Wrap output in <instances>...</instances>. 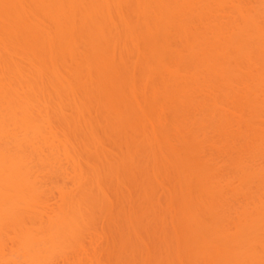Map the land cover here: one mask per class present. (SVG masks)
<instances>
[{
	"label": "rangeland",
	"instance_id": "rangeland-1",
	"mask_svg": "<svg viewBox=\"0 0 264 264\" xmlns=\"http://www.w3.org/2000/svg\"><path fill=\"white\" fill-rule=\"evenodd\" d=\"M14 1L16 2V0ZM48 1H51V0H48ZM59 1L60 0H57V2ZM73 1L74 0H71L70 3H72ZM80 1L86 2V0H79L78 3ZM106 1L98 0L96 1V5L94 4V0L89 1V2H93L94 7H100V8L103 7V9L98 8L97 10H95L97 14L93 12L94 10L93 11L91 10V14L88 13L89 9L93 6L89 4L88 6H85L86 4H83V2L82 4L83 6H85V8L83 7V10L85 13L84 12L77 13L76 12L77 10L72 11L73 9L71 8L73 5L71 4H69V6L71 5L70 9H68L69 8L68 6V8L62 10L63 12H61L60 14L59 12L61 11V9H59L60 10L59 11L56 8L57 11L59 12H56V9H55V14H54V11L52 13V12H49L48 9L47 10L45 9L50 14L51 13L53 14L52 15L53 19L51 18L52 21L48 18L49 15L45 17L44 15H42L43 13H38V17H37L38 19L35 17L33 18V16H35L36 14L35 15L33 14L31 16L30 15L31 12L28 15L22 14L23 15L22 17L24 18L26 16H31L34 20L36 19L38 20V22L36 20L37 23H32L34 25L30 23L31 20L34 22V20L31 19L30 17H26L28 19L29 18L31 19V20L29 19V23L27 19L21 21L24 23V21L27 20L28 25L31 24L29 26L27 25L28 27H26L25 29L26 31L23 29V27H25L24 25L27 24L26 22L24 25L20 23L23 27H21L20 25V29L17 28L19 30L17 31V29L14 30L15 26L13 30L11 29L12 27L10 26H13L14 22L13 21L9 22V19H8V18L12 19L13 18L12 16L14 17L16 16V18H18V16L21 17L20 15H18V13L21 12L19 8L21 7L20 4L22 3H20L19 6L17 3L16 4L12 3L13 5L15 6L17 5L19 7L18 8L17 6L16 7L14 6L15 9L11 7L12 4H10V2L7 4L8 6L5 3H3V5L1 3L0 5V8L2 7L0 9V25L2 26L3 24L4 26L5 24V27H3L5 29H3L0 26V42H2L0 43L2 47L0 49L2 50L4 49L5 51L4 50L3 51L7 52L5 53V55L2 54L3 57L5 56L4 60L6 61L7 59L6 56L7 55L9 56L11 54L8 62L12 61V62H9L11 64L10 66L8 63V68H9V69L7 68L9 70V75L7 76L8 78L14 77L15 74L17 73L19 74L20 71L23 70V75L21 74L20 76H23L25 78V79L23 78L25 81H27L26 79L28 78L27 82L31 83V86H34L37 80L39 79L41 80L39 76L44 75L42 74V71L43 73L46 72L45 73L46 76L48 75L47 72L49 73L50 71H52V73L51 72L50 73L53 74L54 71L51 70V68L55 69L56 65H58V68H59L58 70L60 71L61 69L59 67V63L61 61L59 62V60H61V58L63 59V57L59 56V59H58V55L61 53L63 54L65 50L67 51L68 49L72 48L71 49L72 51L69 50L68 55L65 52L66 59L64 57L65 61L63 60L60 65L62 66L63 69L61 70V73L59 72V74H60V77H62L61 79H63L65 76L67 78L69 77L68 79H70V80H65L66 79L65 77L64 79L65 81L63 82H66V83L64 84L62 82V86L65 85L72 89V87L76 85L75 87L77 89L76 90L77 92L75 91V88H73L74 89L73 91H74V94L75 93L77 94L74 96L73 94H71L72 96L71 97L70 95L68 96V93H70L68 92L65 94V96L67 95L66 96L67 99H65V97L63 96L64 95L63 93V95L62 94L60 95L64 97V99H61L62 97L60 98V96L58 95V92L55 91L53 88L52 91L54 90L56 93V97L58 96L56 98L55 94L53 93V96H54L53 98L51 91H49L51 89L48 90L49 92L47 91V88L50 85L52 86L53 82L49 84L50 82L46 81V79L44 80V82L46 81L45 82L46 85L43 86L46 89L41 87L42 85L40 86L42 89L41 90L38 89V91H41L42 94L44 93L45 90L47 91L45 95L46 98H48L49 100L47 101V104L53 103L54 105L56 103L55 105H57L58 103L59 105L60 103V105L62 104L64 105L63 107L67 108V109L64 108L65 110H63L62 109L63 107L60 106L63 111L61 112L62 117H64L63 115L65 114L67 115L68 113L67 115L68 117L66 118L64 117L65 120L61 117V115H59L60 112H58L59 114L57 113L58 116H60V119L62 118V120L64 121L58 118L59 120H56V122L62 121V123L59 122L58 125L56 126L60 127L59 125L60 123L62 124V126H63V123H65L64 126H67L68 124L67 126L68 128L65 127L66 128L65 130L63 126L62 127L63 131L60 133L66 134L67 129L69 128L70 129L68 131L70 135L71 133L75 134V131H77L76 133H78L79 132L78 130L82 131L83 133L80 135L79 134L80 132H79L78 133L79 137L76 134L78 139L74 134H73L74 135L73 138H72L73 135H71V138H70L69 137L70 135L68 134H66L65 136L62 135L63 138L59 136L60 137L59 139L60 140L62 139L63 141L65 140L66 143L68 139V144L70 143L69 144L70 147L66 150L67 153H65L66 151L62 149L60 153L62 156H60V154L59 155L57 154L58 156L61 157L62 160L59 159V161L60 160L61 161L60 162L57 161L56 163L57 165H59L60 163H62L63 165L65 163L67 166L65 164H64L65 166L64 165L62 166L60 164V167L61 166L62 167L58 168L59 166L56 167L57 166L56 165L55 166L56 169H55V167H53V164L55 165L56 163L54 162L52 166L50 164V167L51 169L54 168L55 170H57V172H54V175L55 173L57 174L64 173L66 176L63 174V176L59 175L57 177L55 175L54 177L52 173L54 170L52 169V172H51L53 175V178H52L51 173L49 174L47 173V170L49 168L44 170L46 166V162L45 163L43 162L45 166L44 165L41 166L43 163L39 166L40 158L37 155H35L36 153L34 152H33L34 155L32 154L29 155L32 152H29V153L27 151L24 152L29 155L27 156L24 154L26 157L25 156L22 157L23 154L22 156L20 155L22 158H24V160L21 158L23 161L22 162L23 166L25 165L28 168H30L29 170L32 172V176L34 177V179L36 176L40 178L38 182L40 181L42 182V180L43 182H45L43 183V187H44L43 190H47V193L50 190H51L50 192H53V193L49 192V194H44L45 193L44 191L42 195L44 196L49 195V196H45L44 198V202H46L45 205L42 203L43 202L42 200L41 208H42V205L44 207L46 206L44 209L47 208L48 210L50 208L48 210L49 214H51L54 210L52 215L58 214L60 217L62 216L60 218V220L62 219V222L67 221V223L70 224V226L68 225L69 227L67 226V230H68L67 235H64L65 239L67 238L66 241H69L67 243H69L68 245L70 246L68 248L66 246L67 245L66 243L65 246L67 248L63 247L67 249V250L64 249V252L65 251L67 252L68 250H70V252L68 253L69 256L66 255L67 254L66 252H65V255L63 253V256L64 257L66 256V259H65L64 257H62V255H60L61 253L59 254V251H57L58 256L56 255V253L55 255L53 253L54 260H52L51 262L49 261L50 263L47 261L48 262L47 264H55V262H57L56 264H69V263L70 264H264V90H263L264 89L263 87L264 86V53L261 50H259L260 48H262L264 43L262 45H259L258 41H260V38H257V35H256L257 33L256 31H259L257 29L261 28V27L259 28L260 25L261 26L263 25V30H264V20L260 23V19H261L260 17L263 16L261 15V13L264 11V0H249V1L248 0H216V1L215 0H200L201 2L199 0H194L195 5L197 4L196 6L194 5V3L187 6V4L189 3L184 2V0H182L180 4L177 3L178 0H175V1L172 0L173 3H175L176 5L174 7L172 3L173 5V6L171 5L172 8L173 7L177 8L176 9L177 11L173 9L175 15L172 13V11H170L173 16H176L179 13L181 14L182 11L184 15L181 14L180 18L182 17L184 18L188 14H190L189 15L190 18L188 17V18L180 19L177 17L176 18L173 17L172 18L173 20L170 19L172 16L168 18L169 14H171L170 12H167V11L165 12L167 13L168 16L167 15L163 16L162 14L164 13L163 10L167 9L166 4L168 5V7H170V3L168 4L170 0H168L167 2L165 0V5L163 3L164 0H162L163 2L162 1L159 2V0H156V1L139 0L138 3H137V0H134V1L132 0L133 2L132 1L130 2H132L131 4L132 6H135L133 7L134 9L128 8L129 6L126 5L130 3V2L128 3L126 2L128 0H121V2L119 1L120 4L116 0L115 6L112 5V3L114 4L115 1L110 0L112 1L110 3H108L109 1L108 2ZM186 1H189V0H186ZM17 2L18 3L23 2V0H20ZM26 2H28V0ZM30 2L33 4V6H34V3H38L40 6H42V4L40 3L41 0L40 1L31 0ZM81 2H80V5H82ZM189 2L192 3L193 0ZM25 3L23 4L24 6L30 5V3H27V4ZM106 3L108 4L107 6H105ZM121 3L123 4V6ZM160 3L163 4V5L161 4L163 6L162 11H161V8L159 10L161 11L160 13L162 14L160 16L162 20L159 17L160 14H159V11H157L158 8L156 9L157 7L156 5L159 6ZM38 4H35V5L39 6ZM177 4H179V7H177ZM109 5H112V6H109ZM201 5L202 6L204 5V6L202 7ZM257 5H259L258 7L263 5V7L261 6V9H260L262 10L263 8V10L260 11L259 8L256 7ZM139 6L140 7L142 6L143 8L142 7L140 8ZM164 6H166V8H164ZM189 6L191 8L194 7L193 10L191 9L192 10L191 12L189 11L190 10ZM136 7H137V10H136ZM184 7H187L186 9L187 11H185ZM237 7L239 8L242 7V9L241 10L239 9V10L241 12L243 11L242 12L243 15L238 10ZM16 8L19 10V12L17 11ZM86 8H89V9L85 10ZM124 8H126L125 11L127 9H130L131 12L128 13L129 11L128 10L126 11V13L130 15L132 14V16L134 17L132 16L130 17V15H127V14L125 15V12L123 13L120 12V10L123 11L122 9ZM170 8L168 9L171 10ZM256 8H258L257 9L258 11L256 10ZM29 9L32 10V6H30ZM112 9H114L115 11ZM195 9L198 11L195 12L196 11ZM243 9L247 11L245 12ZM35 10L37 9H35V6H34L32 13H34ZM52 10L53 9H51V11ZM39 11H43V10L41 9ZM86 11L88 12L86 13ZM111 11L116 13L119 19L116 17L115 14H112V13L109 14ZM26 12H27V9L26 11H24V13ZM48 12L46 14H48ZM72 12L73 13L76 12L74 14L75 16L71 14ZM153 12L154 13L158 12V16H157V13L155 14V16L158 17L160 21H163L167 16V18L171 20V22L168 23L170 27L167 26L168 24L166 25L167 22H164V23L158 22L159 21L158 19H157L158 21L154 19L156 17L152 15ZM238 12L243 17L246 14V17L244 18L241 17L238 14ZM192 13L194 15H192ZM256 13H259V14L256 15ZM40 14L42 16L41 18H39ZM86 14L87 16L89 14V16L87 17ZM93 14L94 16H92ZM100 14L104 15L105 17L100 16ZM65 15L70 20L72 18V20L70 23L67 21L66 25L64 24L61 26L62 20L63 22H66V20L68 19L66 18ZM68 15L70 16L72 15V17H69ZM108 15L109 17H107ZM238 15L240 16L239 17L240 19L242 18L241 20L239 19V21L237 20ZM247 15L251 18V20L253 19V21L254 19H256L260 25H258L257 24L258 22L256 21L251 22L250 20L249 22H247L249 20V18H247L248 17ZM53 16H56V17H53ZM57 16L63 19L61 20ZM129 17L131 20L128 19ZM16 18H13V19L16 21L18 20ZM57 18H59V20ZM93 19H95L94 22H93ZM108 19L110 21H108ZM124 19L127 21H125ZM177 19L179 20L177 21ZM187 19H190L191 22L187 21ZM245 19L247 20L245 21ZM99 20L105 22V23L101 22V23H104L102 24L103 26L101 25V23L99 24L100 22ZM145 20L148 22H146ZM170 20H168V22ZM193 20L194 22H192ZM97 21L99 22L97 23ZM243 21H245L244 24L246 22L250 24L251 22L252 25H247L246 23V25H244L246 26L245 28L242 25ZM156 22L160 24L163 23L166 26L161 24V27L164 26L166 27V29L167 27L170 29H167L168 30L167 31L166 29H164V27H162L164 31L160 30L161 27L158 26L157 28L155 25ZM182 22L183 24H181ZM68 23H69L70 29L75 26V29L78 27L77 29L80 30L83 27L84 29L88 28L86 32L87 31L90 32V30L92 32V27H94L93 29L94 31L92 33L90 32L91 34L89 33V34L82 35L85 32V30L83 31L82 34L80 33L81 31L77 32L78 31L77 30L75 31V37H74V34L73 35L68 34L67 38L69 39H67L65 36L66 40L65 38L64 39L62 38V40L59 39V42H57L58 41L57 39L56 40L57 43H55V46L48 45L47 40L50 39L52 35H53L52 36V39H53L54 37L56 38L54 34H56L58 37V33H59L60 34L59 36L61 37V36H64V34H66V33L63 34L64 30L65 32H67L66 31L67 29L69 31ZM92 23H95L96 25ZM7 24H11V25L7 26ZM58 24H60L61 27L58 26ZM188 24L190 25V27L188 26ZM238 25L242 27L240 28L238 27ZM64 26L65 27L67 26L66 27L67 29L63 28ZM96 26H97V30H95ZM186 26L188 29L186 28ZM247 26L249 27L252 26V29L251 27L248 28ZM255 26L256 28L258 27L257 29L255 28L254 30L256 33L252 31ZM59 27H60V30H59ZM61 28H63V30ZM243 28L246 29L248 32H251V33L253 32V34L250 35L249 33H246L247 32L246 30L242 31L244 30ZM157 29H159V31L164 34V38L162 37L163 34L161 33L159 35L156 34L158 33ZM10 30L13 31L15 34L13 32H10ZM239 30L241 31V33H238L240 32ZM28 31L30 32V34H28L29 33ZM171 31L173 33L176 32L177 36L175 35V33L173 34ZM178 31H180L181 34L180 32L178 33ZM184 31L188 33L186 34V32ZM5 32H7V34L10 32L8 35H11L12 37L14 35L15 39L17 35L16 33H18L17 40H14L10 36L13 39L11 40V38ZM148 32L150 35H148ZM190 32L192 33L190 34ZM244 32L246 35L244 34ZM261 32L262 30L257 33L259 37H260L259 33ZM76 33L79 35H77ZM145 33H147V35H145ZM171 34H172V37H171ZM237 34H240L239 37L242 36L241 34L245 35L240 38V40L242 41H240L238 37V40H239L238 42H244L242 38L243 37L245 38L247 34L249 35L247 36L249 38L247 39L246 37L245 40H248L249 42L250 40L252 41L255 38H257L258 40L256 41L255 39V41H253V43L251 44L248 41L244 42L246 44L245 46L247 45L249 46L245 48L248 50L245 51L243 50L244 49L243 48L242 49L243 57H242V54L240 53L241 58L240 59L237 58L243 63L242 64L240 62V64L244 68L237 63L239 61L233 63L235 60L234 56L236 55L233 54L234 56L233 55L232 56L234 57V60H230L231 58H233L230 55L231 53H234V52H230L229 53L230 55L228 54V49H230L231 47L229 51H232V47H235L237 44L235 43L237 41L236 39V37L238 36ZM156 35H158L159 37L161 35L162 38L161 37L159 38ZM168 37L171 39L169 40ZM224 38L226 39V41ZM231 38L232 39L235 38L236 41L235 40H234L235 42L232 41ZM60 40L61 41L64 40L65 42L64 41L61 42ZM262 40L263 39L261 38L260 44L264 42ZM255 42H257L258 45ZM63 44L64 45L66 44L65 48L62 47V49H65V50H62L59 47V45L63 46ZM67 44L69 45L67 46ZM239 45L240 44H238L237 46ZM241 45H244V44L241 43ZM189 46L191 47L190 50L193 51L195 49L194 50L195 54L188 49L190 48ZM67 47L69 48L67 49ZM167 47L169 48L172 47L174 51L171 50L172 48L168 49ZM59 48L60 50H58ZM80 48L82 49V51ZM30 49L31 51H29ZM54 49L57 52H55ZM76 50H78L79 52L81 51V54L84 55L82 56L83 57L82 58L80 57L81 54L80 55L75 54L76 57L79 56L82 59V60L79 58H78L79 60L77 59L79 63L77 61H75L77 62L75 63L74 60H76V58L73 55H70V53L72 54L73 52H76ZM167 50L171 51V53L178 51L180 54L177 52V55L179 54L178 56L180 57L178 58L177 56L173 55L176 53H173L172 56H170L171 53L169 51L167 53ZM237 50L235 52H237ZM263 51H264V46H263ZM26 52L28 53L31 52L32 54L30 53V55L29 54L27 55ZM155 54L156 56L157 55L158 56L156 57ZM181 54H184V55H181ZM190 54L192 57H190ZM86 55H88V57H85ZM108 55L110 58H112V62L110 61L111 63H108L110 60L108 59L109 58ZM149 55L151 56L149 57ZM167 55H169L170 57H174V58H171L172 60L173 59L174 60L173 61L169 60L170 58ZM186 55H188L189 57H186ZM27 56H30V57H28L27 59ZM68 56L74 57V60H70L73 58H69ZM122 56L125 57L127 62L128 60H130L128 64L125 63L126 61ZM162 56L164 58L168 57L169 59H165L166 60L165 61ZM225 56H227L226 60H225ZM45 57L46 59H44ZM53 57L54 58L56 57V58L52 59ZM196 57L199 58V61L197 60ZM217 57L219 58L223 57L224 58L223 60H225V63H228L227 61H229L230 63L228 65L226 64L228 67L225 66V63L223 64L224 61L219 62L222 59L220 58L221 60H219V58ZM84 58L85 60L89 59V61L87 60V63H85L86 61L84 62ZM93 58H94V61H93ZM104 58H106L108 61H106V59ZM113 58H115V60ZM120 58H122L123 60ZM147 58L148 59L152 58L151 61H154L155 63H153L152 65V62H149L148 60V63H151V64H148L147 61H145L147 60ZM159 58L162 59L163 62H166V64H168L167 67L169 66V63H168L169 61H172L174 63L175 59L177 58H178L177 60L178 62L176 61V65L177 63L181 64L180 62H183L184 64L186 61L189 60L188 61L189 65L186 62L185 63L186 66L185 64L183 66L181 64V66L177 65V68H175L173 67V65L176 66L175 63L173 64L171 62L169 67L174 68L172 71L175 70V72H173L175 73V75H176L177 70L179 71L178 68L182 67L181 69H184V68L186 69V67H188L187 71L185 70L186 74L183 70L180 69L181 73L184 72L186 77L195 75L192 78L195 81L197 80L196 81L197 83L200 81L201 83L200 82L199 83L201 86L203 84L202 86L203 88L202 90L198 89L197 87L200 86L199 83L197 84L195 81L191 80L193 82L192 84L189 81L190 78L189 79L184 78L185 80L183 79V81L184 82L186 81L187 83L188 82L191 83L190 84L191 86L189 85V83L188 84L186 83V86L188 88L190 86L193 89L195 87H196L195 89H198L196 90V92L198 91L197 94H199L200 95L199 97H201L199 98V101L197 100L198 99L197 97L196 100L193 99L194 101L193 103L190 96L187 95L188 98L187 96H185L188 93H184V90L186 91L187 89V91L189 92V91H192L193 89L191 90L189 88L188 90V88L185 86L184 88L186 89L183 90V85L179 84L180 83L179 81H182V80L179 79L178 81L177 78L179 76L180 78L181 76L183 77L184 74L178 75L177 78L176 76L174 77L173 74L170 76L168 74H170L169 71L171 70L168 67L169 71L165 70V72H169L167 73L168 75L167 76L166 73L164 74V72H162L164 71V69L161 67L163 63L162 61H159ZM183 58L185 59V62L184 60L182 61L180 60ZM242 58H243V61L241 60ZM48 59H51V60H48ZM56 59H58L57 60L58 63L55 64ZM95 59L97 61H95ZM190 59L192 60V62H190L191 61ZM80 60L82 61V63H80L81 62ZM119 60H120V63L122 61L121 64L119 63ZM216 60H218L219 63ZM50 61H53V63L52 62L50 63ZM99 61H100V64H98V67H97V63ZM105 61L107 63H105ZM157 61L159 63H156ZM201 61H203L202 62L203 64H206L205 61L207 62L209 61L208 64L210 65L212 63V66H213V63L215 64V61H216V64L217 65L219 64L218 66L222 67L223 65L227 67L228 70L225 69L224 67L223 68L225 69V71L223 68L218 69V67H216V69H218V72H216L217 74L215 75L212 69H215L214 66H216V64L213 66V68H211L212 67L211 65H210L211 67L208 64L207 65L209 67L207 65H202ZM160 62L162 63L161 66L159 65ZM193 62L194 63L196 62L195 65ZM5 63H7V61ZM46 63H48L46 65L47 68L46 66H44ZM74 63L75 65L77 64L79 65L81 64V65L80 67L79 65L75 66L73 65ZM50 64L53 66H50ZM191 64L194 66L192 67ZM234 64H237V65H234ZM4 65H3V68H4ZM123 65H125L126 68L123 67ZM156 65H158L162 69L158 68V66L156 67ZM230 65H232V67H230ZM189 66L192 68V70L198 71L197 74H195L196 71L195 73H193L194 71L190 70ZM202 66H205V68L204 67L202 68ZM206 66L207 68L211 69V72H213L214 74L213 76L211 75L212 73L209 74L210 70H207V74L205 72H202V71H205L202 69H206ZM237 66L239 67L241 66V67L239 68ZM77 67L78 69H80L81 72L77 70ZM121 67L125 69L123 70V68ZM139 67L140 68L142 67V68L140 69ZM144 67H146L147 70H145L146 68ZM152 67H153V70H152ZM148 68L149 69L151 68V69L149 70ZM229 68H231V73H232V70H234L233 73H238L240 75L235 76L237 74H234L233 76V74H229V76L228 75L225 76L227 72L230 73ZM38 69H42L40 75L38 76L39 78L37 77V75L39 74L40 71L37 72L38 74L36 73ZM121 69L123 70V72H126L127 74L129 72L130 74L128 75L133 74L134 71L138 74H135V76L126 75L128 76V81H126L127 78L126 79L123 78L122 80L121 79L122 76H120L121 78L118 76L120 75V72L122 71ZM142 69L145 74L146 72H149V73L145 75ZM154 69L156 71H154ZM188 69L190 70V72L187 74ZM242 70L244 72H242ZM150 71H153L155 73L150 72ZM157 71H161L162 73L160 72L159 74V72ZM222 72L223 74L225 73V75L222 74L223 76L220 75L221 76L220 77L219 74H221ZM75 73L77 76L75 75ZM139 73H141V75H139ZM181 73L179 72V74ZM201 73H204L206 75L201 74ZM3 74L6 75V72ZM69 74H71V76ZM116 75L119 77V80H121L120 82L118 81L119 83L117 82L118 78ZM199 75H201L205 79H203ZM52 76L53 75H51V77ZM115 76H116V81L113 80V77L115 79ZM198 76L200 77V79ZM15 77L16 79H18L16 82L18 81L22 82L19 80L18 75H16ZM70 77L71 78L74 77L75 79L72 80ZM123 77H125V74ZM36 78L38 79L36 80ZM12 79L15 80V78H12ZM202 79H203V83H202ZM5 80L6 78L4 79V81ZM14 80L12 82V80L7 79L6 81L7 82L9 81V83L7 82L6 83L9 85L12 82L13 84ZM24 80L20 84H23ZM164 80L165 81L167 80V82H165ZM69 81H71L72 83H70ZM122 81L123 82L126 81V82L122 84L123 83ZM174 81H175V84H174ZM27 82H25L26 85H27ZM44 82H42V84H44ZM194 82L196 86L194 85ZM73 83L74 85H72ZM120 83L123 85V86L121 85L122 88H120L119 86ZM176 83H178L179 85H177ZM39 84H41V82ZM115 84L116 85L118 84L119 88L118 87L116 88ZM37 85L38 84H36V86ZM176 86H179V87H176ZM180 86L182 88H180ZM38 87L39 86H37V88ZM98 87L100 88V90ZM178 88L182 89L181 91L183 92H180V90L178 92ZM251 89H254V90H251ZM175 90L176 92H174ZM194 90H193V94L195 93ZM121 91L123 93L120 94ZM189 93L192 94V92H189ZM42 94H41V97H42ZM176 94H178V96L181 94V97L183 94H185L183 95V97H185V99L187 100H184V98L182 97L184 101L183 102L182 98L178 97ZM197 94L194 95V98L195 96H197ZM102 95L103 96L105 95L104 98H102ZM58 98H60V100ZM55 99H58L59 101ZM142 100L145 102H143ZM178 101L179 102L181 101V102L179 103ZM189 101L195 105H193L192 103L190 104ZM177 102L179 104H177ZM50 107L53 108V106H50ZM97 107L98 109L99 108L100 109L99 110L96 109ZM61 109H58V110L60 111ZM75 110L78 112L80 111L81 113L79 114ZM214 113H216L217 115L219 114V115L217 116ZM213 114H214L213 116L214 121L211 119ZM76 115L78 117L77 119L79 122L78 123L79 127H77L78 125L76 126L74 125L75 126L74 127L75 129H74L72 125V128H73L72 129L70 125L71 123L69 122L70 121L73 122L74 119L76 121L77 120ZM68 118H71V119L74 118V119L72 120L69 119L70 121H67L66 119ZM75 121L73 123H75ZM80 123L82 125H80ZM52 125L55 128V125L54 124ZM56 130H58V128ZM59 131H61V129ZM53 133H55V131ZM84 133L88 135H85ZM97 133H100L101 137L103 136L102 139L100 138V134H97ZM90 135H92L93 138ZM97 136H98V139H94V138H97ZM84 138H85L86 145L84 144L82 146ZM73 139L75 142H78L81 147L80 146L76 147V144L78 143H74ZM94 140H96V142ZM63 141H62V144H64L65 146L66 143L65 142L63 143ZM74 144H75V147H74ZM71 146L73 147L71 148ZM85 146L87 147L84 148ZM75 148H77L78 151L79 149L80 151L81 150L83 151V152L82 151L80 152L81 156L78 154L79 155L78 157V155L76 154L78 151ZM48 153L50 154V151L49 152L47 151L46 155ZM63 154H64V158H63ZM189 154H191V156H189ZM52 155H54V153ZM52 155L51 157L49 156L46 158H55V160H58L57 159L58 156L56 157L55 155L54 156ZM43 158L44 156L41 157V159ZM67 159H69L68 162H67ZM51 160L52 159H50V161ZM34 166L39 171L36 168H33L35 170L33 169L31 170V167H34ZM125 166L128 168H126ZM114 167L116 168L115 169L116 172L114 170ZM39 168H41L42 170L46 172L45 173L44 171L42 172V170ZM131 168L132 170H129ZM60 169H62V171ZM94 169L95 170L97 169V170L95 171ZM110 169H113L114 172ZM48 171L50 172L51 170H48ZM36 172L39 174L38 176L37 174H35ZM101 175H103V177ZM76 177L78 178L77 181L75 180ZM104 178L106 179L103 180ZM97 179H102L104 182L101 183L102 180L100 181ZM50 180L53 181V183ZM98 181L100 183H98ZM94 182H97V183H94ZM53 185L55 186L53 187ZM54 188H56L57 190L52 191V189ZM59 189L62 191V193ZM63 191H64V195H63ZM44 196H42V199ZM50 198L51 200H49ZM61 199L62 201L63 200L64 201L63 202L60 201ZM67 200H69L68 203L66 202ZM63 203L65 204V206L62 205ZM75 204H77L76 206L79 205V208L80 206H82V208H80V210L77 212L78 214L76 213V210L78 209L75 208L74 210L72 208V206L75 207L74 206ZM66 207H68L67 210H70L72 208L77 214V216L80 215L78 217L76 216L75 213H74L75 216L72 215L75 219L73 221L70 220L73 225L67 220L68 218L67 216L69 217L71 216L69 215V212L71 211L73 212V210L66 211ZM44 209L42 208L44 216L45 214L48 215L47 211L45 212ZM57 211L61 212L62 214L58 213ZM84 213L86 215L87 214L89 215L87 219L89 218L93 219V222H91L90 219L88 220L90 221V223H93L92 224L93 226H89V224L85 226L86 228L89 227L87 228L88 230L83 229L85 227H84L83 222L81 221L83 218L85 225L89 223L87 219L85 222L84 218L86 216H84ZM65 215H66V220L65 218L63 219ZM49 217L52 219L55 218V217H52L51 215ZM58 217H56L55 219H57ZM73 217H70V219ZM75 221L77 223L79 221L80 225H82L83 227L80 225H77ZM62 222L60 221V223ZM74 224L75 226L77 225L78 228H76L77 226L74 228ZM71 225H72V228H71ZM31 226L32 225H30V227ZM37 228L35 227V229ZM65 228H66V225H65ZM69 229H71V231H74L75 229V231L71 232ZM77 229L78 230L81 229V231L83 229V231L86 233H84V235L82 234V236H86V237L84 238L78 237L79 238L78 243L77 242L75 243L77 239L75 238V236L80 235L79 232H81V231L77 232L76 231ZM64 232L66 231L64 230ZM70 233L72 236L70 235ZM72 233H76L77 235L74 234L75 236L73 237ZM65 239L63 238V240ZM80 239H82V241H80ZM43 240L41 241L40 239L37 242V244L40 243L38 249H41L43 244L45 245V246L43 245L44 247L42 248L43 249L42 252H45V253L48 252L49 250L48 248L50 246L52 249L56 247L55 244H52L55 241L52 242L51 240L49 241L46 240V243L45 241L44 243H42ZM81 242L84 244H82ZM77 244H80V245L77 246ZM53 245L55 247H52ZM54 250H55L54 252H56V249ZM55 256H56V259H55ZM57 257H59L60 259Z\"/></svg>",
	"mask_w": 264,
	"mask_h": 264
},
{
	"label": "bare ground",
	"instance_id": "bare-ground-1",
	"mask_svg": "<svg viewBox=\"0 0 264 264\" xmlns=\"http://www.w3.org/2000/svg\"><path fill=\"white\" fill-rule=\"evenodd\" d=\"M12 0H0V5H1V3H2V5H3V3H5L6 5L10 2V4H12V3H14V4H18V6H19V4L20 3H22V4H20L21 5V7L19 8L17 5V7L20 9V11L21 12H23V13H21V12H19V10L17 9V11L20 13H18V15H20L21 17L23 16L22 14H26V15H28L30 12V15L32 16L33 14L35 15V16H33V18L35 17V18H37L38 17V13H43L42 15H44L45 17H47L48 15H49V19L51 20V18H52V13H53V11H54V14H55V9L57 8L58 10L59 9H61V11L59 12V11H57V9H56V12H59V14L61 13V12H63L62 10H64V9H66V8H68V6H69V4H71V5H73L72 6V8L71 9H73L72 11H76L77 13L78 12H84V10H83V7L85 8V6H88V4L89 5H91V6H93V7H89V8H86L85 10H88L89 9V12L88 11H86V13L88 12V13H90L91 14V10L94 12V13H96L95 12V10H97L98 8L99 9H103V7L102 8H100V7H94V5H93V2H89V1H93V0H89V1H87L86 0V2H84V1H82L83 2V4H86L85 6H83V4H82V2H81V4L82 5H80V2L78 3V1H76V0H74L72 3H74V4H72V3H70V1H68V0H60L59 2H57V0H55V2H54V0H51V1H48V0H41V4H42V6H40L38 3H34V6H35V9H37V10H35L34 11V13H32V10L34 9V6H33V4L30 2L31 0H28V2H26L27 0H23V2H17V1H20V0H16V2L14 1H12ZM26 3H25V2ZM40 1V0H39ZM96 1H98V0H96ZM96 1L94 0V4L96 5ZM106 1V0H105ZM109 1V2H108ZM108 1H106V2H108V3H110V2H112V1H110V0H108ZM113 1H115L114 2V4L112 3V5H114L115 6V4H116V0H113ZM118 1V3H119V1L121 2V0H117ZM130 1H132V0H128V1H126L127 3L128 2H130ZM134 1V0H133ZM132 1V2H133ZM154 1H156V0H154ZM162 0H159V2H161ZM168 0H166V2H167ZM170 1H172V0H170ZM168 2V4L170 3V7H168V5L166 4V6H167V9H165V10H163L164 11V13L167 11V12H170V11H172V13L175 15V13H174V10L173 9H177V8H174L176 5H175V3H173V1L172 2ZM175 1V0H174ZM179 1V2H178ZM177 1V3H179L180 4V2H182V0H178ZM189 1H191V0H189ZM189 1H186V0H184V2H187V3H189V4H187V6L188 5H190V4H193L194 3V0H193V2L192 3H190ZM200 1V0H199ZM216 1V0H215ZM249 1V0H248ZM34 2V1H33ZM77 2V3H76ZM125 2V3H126ZM132 2H130L129 4H126L127 6H129L128 8H133V7H135V6H132L131 4H132ZM139 2V0H137V3ZM163 2V1H162ZM183 2V3H184ZM201 2V1H200ZM203 2V1H202ZM208 2H210V1H208ZM253 2V1H252ZM255 2V1H254ZM27 4V3H30V5L29 6H24L23 4ZM117 3V4H118ZM123 3V2H122ZM121 3V4H122ZM136 3V2H135ZM149 3H151V2H149ZM155 3V2H154ZM164 5H165V0H164ZM172 3H173V5H174V7L172 8ZM205 3V2H204ZM207 3V2H206ZM9 4V5H10ZM35 4H38L39 6H36ZM120 4V3H119ZM162 3H160V5H161ZM179 4H177V7H179ZM203 4V3H202ZM70 5V6H71ZM108 4L106 3V5L105 6H107ZM112 5H109V6H112ZM131 5V6H130ZM139 5V4H138ZM143 5V4H142ZM156 5V4H155ZM160 5L158 6V5H156L157 7H156V9H157V11H159L160 10V8H161V11H162V8H163V4L161 5V7H160ZM172 5V6H171ZM183 5V4H182ZM194 5H195V3H194ZM197 5V4H196ZM195 5V6H196ZM8 6V5H7ZM11 6V5H10ZM15 5H13L12 4V6L11 7H13L14 9H15V7H14ZM30 6H32V10L31 9H29L30 8ZM70 6H69V8L68 9H70ZM122 6H123V4H122ZM166 6H164V8H166ZM184 6V5H183ZM193 6V5H192ZM202 6V5H201ZM204 6V5H203ZM202 6V7H203ZM245 6V5H244ZM243 6V7H244ZM259 5H257L256 7H258ZM262 7H263V5H261ZM261 6L260 7H258L259 8V10L261 9ZM6 7V6H5ZM25 7H26V9H27V12L26 13H24V11H26V9H25ZM27 7H29V8H27ZM40 7V8H39ZM120 7V6H119ZM140 7V6H139ZM142 7V6H141ZM140 7V8H141ZM181 7V6H180ZM2 8V7H1ZM0 8V9H1ZM22 8V9H21ZM94 8V9H93ZM114 8V7H113ZM123 8V7H122ZM143 8V7H142ZM149 8V7H148ZM154 8V7H153ZM168 8H170L171 10H169ZM183 8V7H182ZM185 8V11H187L186 9H187V7H184ZM199 8H201V7H199ZM238 8V10L240 9H242V7H237ZM258 8H256V10L258 9ZM49 10V12H52L51 14L48 12V11H39V10ZM51 9H53L52 11H51ZM68 9H67V11H68ZM80 9H82V10H80ZM109 9V8H108ZM111 9V8H110ZM125 9L126 8H124V9H122L123 11H121L120 9H118V10H120V12H125V15L127 14L126 13V11H128V13L129 12H131V10L130 9H127L126 11H125ZM134 9V8H133ZM132 9V10H133ZM156 9H154V10H156ZM180 9V8H179ZM190 9V10H189ZM189 11L191 12L193 9H194V7L193 8H191L190 6H189ZM192 9V10H191ZM23 10V11H22ZM30 10V11H29ZM112 10H114V9H112ZM136 10H137V7H136ZM153 10V11H154ZM183 10V9H182ZM181 10V11H182ZM196 10V9H195ZM239 10V11H240ZM244 10V9H243ZM262 10H263V8H262ZM262 10H260V11H262ZM2 11V10H1ZM37 11V12H36ZM99 11V10H98ZM115 11V10H114ZM149 11H150V9H149ZM161 11H159V17L163 14V16H165V15H167V13H160ZM177 11V10H176ZM188 11V12H189ZM198 10H196L195 12H197ZM245 12L247 11V10H244ZM258 11V10H257ZM256 11V12H257ZM36 12V13H35ZM48 12V14H46ZM64 12H66V11H64ZM70 12H71V10H70ZM75 12V13H76ZM92 12V13H93ZM138 12V11H137ZM139 12H140V10H139ZM155 12V11H154ZM152 13V15H154L155 16V14L157 13V16H158V12H156V13ZM180 12V11H179ZM188 12H186V13H188ZM241 12V11H240ZM243 12V11H242ZM241 12V13H242ZM46 15H45V14ZM75 13H71V14H75ZM85 13V12H84ZM108 13V12H107ZM115 14L116 15V13H114L113 11H111L109 14ZM117 13H119V12H117ZM122 13H120V14H122ZM151 13V12H150ZM171 13V12H170ZM172 13L171 14H169V17L168 18H170L171 16V18L170 19H172L173 17H177V18H180V15L181 14H183V11H182V13L180 14H177V15H179V16H173L172 15ZM261 13V12H260ZM263 13V14H262ZM261 13V15H263L264 16V11ZM63 14V13H62ZM65 14V13H64ZM67 14V13H66ZM97 14V13H96ZM95 14V15H96ZM134 14V13H133ZM145 14V13H144ZM238 14L240 15V13L238 12ZM259 13H256V15H258ZM78 15V14H77ZM81 15V14H80ZM83 15H85V14H83ZM82 15V16H83ZM114 15V16H115ZM127 15H130V14H127ZM147 15V14H146ZM184 15V14H183ZM189 15L190 14H188L186 17H184V18H188L189 17ZM192 15H194L193 13H192ZM238 15V21H239V17L241 16H239ZM242 15H243V13H242ZM255 15V16H256ZM31 16H26V17H30L31 19H33ZM60 16V15H59ZM59 16H57V17H59ZM64 16V15H63ZM66 16V15H65ZM69 17H72V15L70 16V15H68ZM75 16V15H74ZM86 16H87V14H86ZM85 16V17H86ZM88 16H89V14H88ZM87 16V17H88ZM92 16H94V14L92 15ZM100 16H103V17H105L104 15H101L100 14ZM118 15H116V17H117ZM132 16V14L130 15V17ZM145 16V15H144ZM168 16V15H167ZM167 16H166V20L164 21H160L159 20V18L158 17H156V18H154V19H158L157 21L158 22H167L166 23V25L168 24V23H170L171 22V20L170 19H168L167 18ZM248 16V15H247ZM263 16H261L260 18L262 19H260V18H258V19H260V23L264 20V17ZM13 18H16V16L14 17V16H12ZM19 17L18 16V18H16V19H18V20H14L13 18V20L11 19V18H8L9 19V22H11V21H13L14 22V24H13V26H10V27H12L11 29L13 30V28H14V26H15V28H14V30H16L17 28L18 29H20V23H22V25H24L25 24V22L27 23V20H28V23H29V19L28 18H24V17ZM42 16H41V14L39 15V18H41ZM53 17H56V16H53ZM61 17H62V15H61ZM84 17V16H83ZM107 17H109V15L107 16ZM130 17L128 18V19H130ZM132 17H134V16H132ZM241 17H243V16H241ZM244 17H246V14L244 15ZM243 17V18H244ZM254 17V16H253ZM21 18V19H20ZM60 18V17H59ZM59 18H57L58 20H59ZM66 18H68L67 16H66ZM118 18V17H117ZM150 18V17H149ZM183 18V17H182ZM182 18H180V19H182ZM183 18V19H184ZM190 18V17H189ZM192 18H193V16H192ZM195 18V17H194ZM247 18H249V20L247 21V22H249L250 20H251V18L248 16ZM256 18V17H255ZM25 19H27L26 21H24V23L23 22H21V21H23V20H25ZM30 19V20H31ZM38 19V18H37ZM36 19V20H37ZM53 19V18H52ZM56 19V20H57ZM61 19V18H60ZM63 19V18H62ZM61 19V20H62ZM97 19V18H96ZM100 19V18H99ZM103 19V18H102ZM119 19V18H118ZM126 19V18H125ZM124 19V20H125ZM148 19V18H147ZM146 19V20H147ZM151 19V18H150ZM160 19L162 20V18L160 17ZM242 19V18H241ZM240 19V20H241ZM7 20V19H6ZM34 20V19H33ZM36 20H34V22L31 20V24L32 23H37L38 22V20H37V22H36ZM56 20H55V22H56ZM71 20H72V18H71ZM71 20L68 18L67 20H66V22H63V20H62V23H61V26L62 25H66V23H67V21L70 23L71 22ZM94 20L95 19H93V22H94ZM98 20V19H97ZM123 20V19H122ZM121 20V21H122ZM131 20V19H130ZM145 20V21H146ZM168 20H170L169 22H168ZM173 20V19H172ZM179 19H177V21H178ZM186 20V19H185ZM192 20V19H191ZM195 20V19H194ZM194 20L192 21V22H194ZM247 19H245V21H246ZM52 21V20H51ZM65 21V20H64ZM100 21V22H99ZM99 21H97V23L99 22V24L101 23V22H104V21H101V20H99ZM108 21H110L109 19H108ZM125 21H127V20H125ZM141 21V20H140ZM175 21V20H174ZM173 21V22H174ZM184 21V20H183ZM187 21H190V19H187ZM186 21V22H187ZM245 21H243L242 22V25L244 26V25H246V23L244 24V22ZM254 21H256V22H258L256 19H254ZM253 21V19L251 20V22H254ZM3 22H4V20H3ZM8 22V23H9ZM18 22V23H17ZM61 22V21H60ZM59 22V23H60ZM143 22V21H142ZM146 22H148V21H146ZM152 22V21H151ZM158 22H156V27L158 28V26H160L161 27V24H163V23H158ZM173 22H172V24H173ZM191 22V21H190ZM250 22V24L249 23H247V25H252V23ZM6 23H7V21H6ZM28 23L27 24H25L24 26L25 27H23L22 25H21V27H23V29L25 30L26 29V27H28L29 25H31V24H29L28 25ZM69 23H68V28H69ZM105 23V22H104ZM104 23H101V25L102 24H104ZM155 23V22H154ZM175 23H177V22H175ZM185 23V22H184ZM54 24V23H53ZM57 24V23H56ZM92 24H94V25H96L95 23H92ZM147 24V23H146ZM181 24H183V22L181 23ZM186 24V23H185ZM194 24V23H193ZM254 24V23H253ZM258 25H260L259 24V22L257 23ZM8 25H11V24H7V26ZM28 25V26H27ZM32 25H34V24H32ZM164 25V24H163ZM166 25H164V26H166ZM195 25V24H194ZM256 25V24H255ZM257 25V26H258ZM1 26V25H0ZM57 26V25H56ZM58 26H60V24H58ZM57 26V27H58ZM60 26V27H61ZM89 26V25H88ZM93 26V25H92ZM103 26V25H102ZM105 26V25H104ZM164 26H162V27H164ZM168 27H170V25L168 24L167 25ZM173 26H174V24H173ZM188 26L190 27V25L188 24ZM2 28L3 27H5V24H4V26H3V24H2V26H1ZM60 27H59V30H60ZM67 27V26H66ZM65 26L63 27V28H65V29H67ZM91 27V26H90ZM101 27V26H100ZM150 27V26H149ZM162 27H161V29L160 30H163L162 29ZM167 27V29H170V28H168ZM171 27H172V25H171ZM238 27H240L239 25H238ZM237 27V28H238ZM242 27V26H241ZM240 27V28H241ZM245 28H246V26H244ZM248 28H250L251 27V29H252V26H247ZM261 27V28H260ZM63 28H61L62 30H63ZM78 28V27H77ZM75 29V26L74 27H72L71 29L69 28V31H68V29L66 30L67 32H65V30H64V32L63 31H61V32H63V34L64 33H66V34H64V36H59L60 34L58 33V37H57V35L56 34H54L55 36H56V38L54 39H52V36H51V38L50 39H48L46 42H47V44L48 45H54L55 46V43H57V42H59V39H61L62 40V38L64 39L65 38V36H66V38H67V36H68V34H74V37H75V31H77V32H80L81 34L83 33V31L85 30V32H86V30H88V28L86 29H84L83 27L81 28V26H80V28L82 29ZM182 28V27H181ZM186 28H187V26H186ZM195 28V27H194ZM255 28H256V26L254 27V29L252 30V31H254L255 30ZM258 28V27H257ZM256 28V29H257ZM259 28L260 29H257V30H259V31H261L262 30V34L261 33H259L260 34V37H259V35L257 34L259 31H254L255 33H256V35H257V38H260V41H258L257 40V38H255L256 39V41H258V44L259 45H262L264 42H262L261 44H260V42H261V38L263 39L262 41H264V38H263V36H264V30H263V25L261 26H259ZM3 29H5V28H3ZM7 29V28H6ZM17 29V31H19ZM22 29V28H21ZM72 29H73V31H74V33H73V31H72ZM94 29V27H92V32L94 31L93 30ZM143 29V28H142ZM159 29H157L158 30V33H156V34H163L162 32H160L159 31ZM164 29H166V27H164ZM166 29V30H167ZM180 29V28H179ZM188 29V28H187ZM244 29V28H243ZM34 30V29H33ZM36 30V29H35ZM59 30H58V32H59ZM95 30H97V26H96V29ZM165 30V31H166ZM172 30V29H171ZM175 30V29H174ZM238 30V29H237ZM236 30V31H237ZM241 30V29H240ZM239 30V31H240ZM246 29H244V30H242V31H245ZM23 31V30H22ZM26 31V30H25ZM99 31V30H98ZM102 31V30H101ZM104 31V30H103ZM148 31V30H147ZM146 31V32H147ZM164 31V30H163ZM168 31V30H167ZM188 31H190V30H188ZM247 31V30H246ZM8 32V31H7ZM7 32H5L6 34H7ZM10 32H13V31H11L10 30ZM9 32V33H10ZM24 32V31H23ZM29 32V31H28ZM33 32V31H32ZM72 32V33H71ZM83 33L82 35H84V34H89L90 32H91V30H90V32L89 31H87L86 33ZM91 32V33H92ZM172 32V31H171ZM180 31H178V33H179ZM184 32H186V31H184ZM4 33V32H3ZM8 33V34H9ZM14 33V32H13ZM13 33H11V34H13ZM26 33V32H25ZM55 33V32H54ZM90 33V34H91ZM95 33V32H94ZM94 33H93V35H94ZM165 33V32H164ZM169 33V32H168ZM173 33V32H172ZM175 33V35L177 36V34H176V32H174ZM173 33V34H174ZM188 32H186V34H187ZM192 32H190V34H191ZM237 33V32H236ZM238 33H241V31L240 32H238ZM246 33H249L250 35L251 34H253V32L251 33V32H246ZM7 34V35H8ZM15 34V33H14ZM17 35H18V33H16ZM28 34H30V32L28 33ZM77 34V33H76ZM166 34H167V32H166ZM180 34H181V32H180ZM183 34V33H182ZM244 34H245V32H244ZM6 35V36H7ZM17 35H16V39L14 38V35H13V37L11 36V35H8L9 37L11 36L14 40H17ZM72 35H71V37H72ZM77 35H79V34H77ZM145 35H147V33H145ZM148 35H150L149 34V32H148ZM158 35H156L157 37H159ZM168 35H170V34H168ZM174 35V36H175ZM238 35V36H237ZM236 36V39H237V41L235 40V38L234 39H232V41H234L235 43H237L236 44V46L238 45V44H240L241 45V43L242 44H244V45H241V47H240V45L239 46H235L237 49H239V50H237L235 47H232V51H229L230 49H231V47H230V49H228V54L230 53V52H234V53H231V57H233L234 55H236V56H234L235 57V60H234V57L233 58H231L230 60H234V62L233 63H235V62H237V61H239V62H237L239 65H241L240 64V58H241V54L243 53V50H245V51H247L248 49H245V48H247V46H245L246 44L244 43L245 41H248V40H245L246 39V37L247 36H249L248 34H247V36L244 38H242L243 39V41L244 42H238L239 40H240V38L242 37V36H245V35H243V34H241L242 36L241 37H239V35L240 34H237ZM262 35V36H261ZM88 36V35H87ZM90 36V35H89ZM167 36V35H166ZM165 36V37H166ZM182 36V35H181ZM185 36H187V35H185ZM10 37V38H11ZM60 37V38H59ZM84 37V36H83ZM160 37H161V35H160ZM159 37V38H160ZM163 38H164V34H163V36H162ZM161 37V38H162ZM171 37H172V34H171ZM238 37H239V40H238ZM11 38V40H13ZM20 38V37H19ZM18 38V39H19ZM66 38H65V40H66ZM79 38V37H78ZM145 38V37H144ZM151 38H153V37H151ZM169 38V37H168ZM167 38V39H168ZM182 38V37H181ZM186 38V37H185ZM191 38V37H190ZM249 37H247V39H248ZM52 39V40H51ZM58 39V41L56 42V40ZM67 39H69V38H67ZM171 38H169V40H170ZM188 39V38H187ZM192 39V38H191ZM193 39H194V37H193ZM225 39V38H224ZM228 39V38H227ZM255 39H253L252 41L250 40V44L251 43H253V41H255ZM60 40V41H61ZM71 40V39H70ZM77 40V39H76ZM53 41V42H52ZM55 41V42H54ZM64 41V40H63ZM63 41H61V42H63ZM162 41V40H161ZM192 41V40H191ZM223 41V40H222ZM221 41V42H222ZM225 41H226V39H225ZM231 41V40H230ZM229 41V42H230ZM231 41V42H232ZM240 41H242V40H240ZM46 42H45V44H46ZM65 42V41H64ZM68 42H69V40H68ZM67 42V43H68ZM73 42V41H72ZM146 42V41H145ZM159 42V41H158ZM168 42V41H167ZM189 42V41H188ZM194 42V41H193ZM216 42V41H215ZM228 42V43H229ZM0 43H2V42H0ZM43 43V42H42ZM74 43V42H73ZM147 43V42H146ZM169 43V42H168ZM171 43V42H170ZM217 43V42H216ZM223 43V42H222ZM227 43V42H226ZM235 43H234V45H235ZM247 43V42H246ZM256 44H257V42H255ZM157 44V43H156ZM164 44V43H163ZM248 44V43H247ZM257 44V45H258ZM5 45V44H4ZM3 45V46H4ZM56 45H58V44H56ZM61 45V44H60ZM59 45V47L62 49V47L63 48H65V45L63 44V46H60ZM69 44H67V46H68ZM71 45V44H70ZM166 45H168V44H166ZM188 45H189V43H188ZM42 46V45H41ZM54 46H53V48H54ZM73 46V45H72ZM185 46H186V44H185ZM230 46H232V45H230ZM264 46V45H263ZM263 46H262V48H260L259 50H261L263 53H264V51H263ZM40 47V46H39ZM46 47V46H45ZM44 47V48H45ZM71 47V46H70ZM173 47V46H172ZM172 47H170V48H172ZM190 47V46H189ZM229 47V46H228ZM227 47V48H228ZM241 49H240V48ZM249 47V46H248ZM0 48H2L1 47V45H0ZM47 48H49V47H47ZM52 48V49H53ZM56 48V47H55ZM60 48L58 49V50H60ZM69 47H67V49H68ZM164 48V47H163ZM168 49H170L169 47H167ZM237 50V52H235L236 50ZM244 48V49H243ZM26 49H28V48H26ZM35 49V48H34ZM57 49V48H56ZM72 49V48H71ZM71 49H68L67 51L65 50V49H62V50H65V52H66V54L68 55L69 54V50L70 51H72ZM77 49V48H76ZM81 49V48H80ZM80 49H78V50H80ZM189 50L191 49V47L190 48H188ZM234 49V50H233ZM243 49V50H242ZM4 50V49H3ZM2 49H0V66H1V64H2V68L0 69V71H1V73H0V264H47L49 261L51 262L52 260H54V255H55V253H56V255L58 256V253H57V251H59V254L60 255H62V257H64L63 256V253H64V255H65V252H64V249L65 248H69V246L70 245H68L69 243H67V242H69V241H66V239H65V237H64V235H67V226L69 225L70 226V224H68L67 223V221H63L62 222V219L60 220V218L62 217H60L58 214H56V215H52V213L54 212V210H53V212L51 213V214H49V212H48V210L50 209L49 208V206H48V210H47V208L46 209H44L45 207L42 205V208L44 209V211L46 212L47 211V213H48V215L47 214H45V216H44V213H43V210H42V208H41V204L43 203L44 205H45V203L46 202H44V198H45V196H49V195H42L43 193H44V191H45V193L44 194H49V192L51 191H49L48 193H47V190H43V183H45V182H43V180H42V182L40 181V182H38V180H40V178L39 177H36L35 176V179H34V177L32 176V172L29 170L30 168H28L27 166H23V164H22V159L24 160V158H22V157H24L25 155H27V156H29V155H34L33 154V152L34 153H36L35 155H37L40 159V161H39V166L44 162H46V166L44 165V163L41 165V166H45V169L44 170H46L47 168H49L48 170H51L50 172L47 170V173L49 174V173H51L52 172V169L54 170L52 173H53V175H54V172H57V170H55L56 169V167H58V168H61L63 165H62V163H60L62 166L60 167V164H59V162L62 160L61 159V157L60 156H62L60 153H61V151H62V149L64 150V151H66L69 147H70V143L68 144V139H67V143L65 142V140L63 141L62 139L60 140L59 138L61 137V138H63V136L62 135H66V134H68V135H70V133H69V129H67V132H66V134H64V133H60V132H62L63 131V126L65 125V123H63V126H62V121H64L65 119H64V117L66 118V117H68L67 115H68V113H67V115L65 114V115H63L64 117H62V115H61V112H63L62 111V109L63 110H65V109H67V108H65V107H63L64 105H60V103H59V105H58V103H57V105H55L56 103H55V101H54V105H53V103L51 104V103H48L47 104V101H49L48 100V98H46V93H47V91L49 90V89H51V90H49V91H51V93H52V96H53V93L55 94V97H56V93H55V91H57L58 92V95L60 96V98L62 97L60 94H62L63 95V93H64V97H65V99H67L66 98V96H65V94L66 93H68V92H70V93H68V96L70 95L71 96V94H73V96L74 95H76L77 93H75L74 94V89L73 88H75V91L77 90L76 89V85H74V83L72 84V85H74L73 87H72V89L70 88V87H68V86H62V82L63 81H65V80H70V79H68L66 76V79H65V77L63 78V79H61L62 77H60V74H59V72L61 73V70L63 69L62 68V66H60L61 65V63H62V61L64 60V57H65V59H66V54H65V52H63V54L61 53V54H59L58 55V59H59V56H62L63 57V59L61 58V60H59V67H60V71L58 70L59 68H58V65H56L55 66V69H52L51 68V70H53L54 71V73L53 74H51L52 73V71H50V69H49V71L51 72H47V74L49 75H47L46 76V72H44L43 73V71H42V74H44V75H42V76H39L40 75V73H41V70L42 69H38V71H36V73L37 72H39V74L37 75V77L39 76L40 78H41V80L39 81V80H37L38 78H36V80H37V82H36V84H38L37 86H39L38 88H37V86H36V84L34 85V86H31V83H29V82H27L28 81V78L26 79L27 81H25L24 79V77L23 76H20L21 74L23 75V70H21L22 71V73H21V71H20V73L18 74H15V76L16 75H18V78H19V80L20 81H22L23 82V80H24V83L23 84H20V83H22V82H16L18 79H16V77L14 76V77H7L8 75H9V68H8V63L9 62H12V61H9L8 62V60H9V58H10V55L8 56H6V61H7V63H5L6 61L4 60V57H3V55H5V53H7V52H4ZM55 50V49H54ZM78 50H76V52H73L72 54L70 53V55H73L75 58H76V60H74V57H71V56H68L69 58H73V59H70V60H74V62L75 61H77V59L79 58V59H81L80 57H82V56H84V55H82L81 54V51H82V49H81V51L79 52ZM160 50V49H159ZM172 51H174L173 50V48L171 49ZM195 50V49H194ZM194 50L192 51V50H190V51H192L193 53H194ZM220 50V49H219ZM224 50V49H223ZM27 51V50H26ZM29 51H31V49L29 50ZM73 51H75V50H73ZM162 51V50H161ZM168 51L169 50H167V53H168ZM177 51V50H176ZM190 51H189V53H190ZM244 51V52H245ZM33 52V51H32ZM55 52H57L56 50H55ZM60 52H62V51H60ZM68 52V53H67ZM79 52V53H78ZM164 52V51H163ZM170 53H171V51H169ZM178 52V51H177ZM177 52H172L171 53V55L170 56H172V54L173 53H176V54H173V55H175V56H177L178 58L180 57V56H178L177 55ZM227 52V51H226ZM27 53V55L29 54L30 55V53H28V52H26ZM59 53V52H58ZM150 53V52H149ZM166 53V52H165ZM164 53V54H165ZM169 53V54H170ZM224 53V52H223ZM235 53H237V54H235ZM241 53V54H240ZM3 54V55H2ZM9 54V53H8ZM32 54V53H31ZM75 54H81L80 55V57L79 56H77L76 57V55ZM146 54V53H145ZM195 54V53H194ZM234 54V55H233ZM240 54V55H239ZM65 55V56H64ZM151 55H153V54H151ZM151 55H149V57L151 56ZM160 55H162V54H160ZM181 55H184V54H181ZM196 55H197V53H196ZM195 55V56H196ZM228 55V56H229ZM233 55V56H232ZM31 56H33V55H31ZM44 56V55H43ZM47 56V55H46ZM48 56H49V54H48ZM56 56V55H55ZM155 56H156V54H155ZM158 56V55H157ZM156 56V57H157ZM168 57L167 58H164L163 56V58H164V60L165 59H169V60H172L171 58H174V57H170L169 55H167ZM199 56V55H198ZM202 56V55H201ZM238 56V57H237ZM28 57H30V56H27V59H28ZM50 57H52V56H50ZM49 57V58H50ZM85 57H88V55H86ZM101 57V56H100ZM99 57V58H100ZM108 57H109V55H108ZM112 57V56H111ZM124 59H125V57L124 56H122ZM147 57H148V55H147ZM166 57V56H165ZM185 57V56H184ZM186 57H189L188 55H186ZM190 57H192L191 56V54H190ZM203 57V56H202ZM226 57L227 56H225V60H226ZM242 57H243V54H242ZM40 58V57H39ZM48 58V57H47ZM56 58V57H55ZM54 57L52 58V59H55ZM83 58V57H82ZM102 58V57H101ZM146 58V57H145ZM176 58V57H175ZM178 58L177 59H175V61H174V63H175V65H176V61L178 60ZM197 58V57H196ZM206 58V57H205ZM209 58V57H208ZM217 58H219V57H217ZM222 60H221V59ZM219 58V60H221V61H219V62H222V61H224L223 62V64L225 63V60H223L224 58L223 57H220ZM237 58H239V59H237ZM34 59H35V57H34ZM37 59V58H36ZM44 59H46V57L44 58ZM58 59H56L55 61V64L56 63H58L57 62V60ZM78 59V60H79ZM98 59V58H97ZM104 59H106V58H104ZM108 59H110L109 60V62L108 63H111L112 62V58H108ZM114 60H115V58H113ZM117 59V58H116ZM120 59H122V58H120ZM152 59V58H151ZM151 59L149 58H147V60H145V61H147V63H148V60H149V62H152V65H153V63H155L154 61H151ZM155 59V58H154ZM194 59V58H193ZM202 59V58H201ZM200 59V60H201ZM48 60H51V59H48ZM82 60V59H81ZM80 60V61H81ZM87 60L89 61V59H86L85 60V58H84V62L85 63H87ZM99 60V59H98ZM103 60V59H102ZM113 60V61H114ZM118 60V59H117ZM116 60V61H117ZM123 60V59H122ZM128 60V59H127ZM156 60H157V58H156ZM174 60V59H173ZM172 60V61H173ZM181 61L182 60H184V62H185V59L183 58V59H180ZM191 60V59H190ZM197 60L199 61V58H197ZM203 60V59H202ZM205 60V59H204ZM210 60V59H209ZM227 60H229V59H227ZM242 61H243V58L241 59ZM14 61V60H13ZM65 61V60H64ZM93 61H94V58H93ZM95 61H97L96 59H95ZM101 61V60H100ZM100 61L97 63V67H98V64H100ZM106 61H108L107 59H106ZM105 61V63H107ZM111 61V62H110ZM115 61V62H116ZM125 61H126V59H125ZM130 60H128V62H129ZM159 61H162V63H163V65L161 66V62H160V66L164 69V71H162V72H164V74L166 73V75H167V73H169L170 72V74H168V75H174V77L176 76V78L178 77V75H183L184 74V72H185V70L187 71V68L188 67H186V69L184 68V69H181L182 67H180V68H178L179 69V71L177 70V72H176V75H175V73H173V72H175V70L174 71H172L174 68L173 67H175V68H177V65L178 66H181V64H182V66L187 62L188 63V61H186L184 64H183V62H180L181 64H178L177 63V65L176 66H174L173 65V67L171 68V67H169L170 66V63L172 62V61H169L168 63H169V69L172 71V73H171V71H169V69H168V67H167V65L168 64H166V62H163V60L162 59H160L159 58ZM166 61V60H165ZM197 61V62H198ZM217 62H218V60H216ZM216 61H215V64H216ZM45 62V61H44ZM53 63V61H50V63ZM78 63H79V61H77ZM77 62H75V63H77ZM83 62V63H84ZM92 62V61H91ZM102 62V61H101ZM114 62V63H115ZM128 62L126 61L125 63L126 64H128ZM178 62V61H177ZM190 62H192V60L190 61ZM203 61H201V63H202ZM206 62V64H203L202 63V65H207L208 64V62L207 61H205ZM210 62H212V61H210ZM218 62V63H219ZM228 63H225V66H227L230 62L229 61H227ZM4 63H5V65L7 66H5L4 65ZM16 63V62H15ZM14 63V64H15ZM73 63V62H72ZM71 63V64H72ZM75 63L73 64V65H75ZM80 63H82V61L80 62ZM84 63V64H85ZM89 63V62H88ZM119 63H120V60H119ZM121 63H122V61H121ZM120 63V64H121ZM141 63H143V62H141ZM156 63H159L158 61L156 62ZM173 63V62H172ZM173 63V64H174ZM194 63V62H193ZM196 63V62H195ZM195 63H194V65H195ZM242 63V62H241ZM48 63H46L44 66H46ZM91 64V63H90ZM116 64V63H115ZM119 64V65H120ZM124 64V63H123ZM148 64H151V63H148ZM214 63H213V66L215 65ZM221 64V63H220ZM227 64V65H226ZM243 64V63H242ZM3 65H4V68H3ZM11 64L9 63V66H10ZM42 65V64H41ZM77 65H79V64H77ZM77 65H75V66H77ZM81 65V64H80ZM80 65H79V67H80ZM92 65H93V63H92ZM164 65H166V66H164ZM188 65H189V63H188ZM192 65V64H191ZM194 65H192V67L194 66ZM209 65V64H208ZM207 65V66H208ZM211 66H212V63L210 64ZM209 65V66H210ZM219 65V64H218ZM217 64H216V66H214L215 67V69H212V71H214V74L216 75L217 73L216 72H218V69H222L223 67L225 68V69H227L228 70V66L227 67H225V66H223L222 65V67L221 66H218ZM234 65H237V64H234ZM13 66V65H12ZM49 66V65H48ZM50 66H53V65H51L50 64ZM49 66V67H50ZM141 66V65H140ZM145 66V65H144ZM149 66V65H148ZM158 65H156V67H157ZM165 68H164V67ZM185 66H186V64H185ZM207 66H206V69H202V70H205V71H202V72H205L206 74H207V70H210L209 72V74H211L212 76L214 75L213 74V72H211V69L210 68H207ZM208 66V67H209ZM210 66V67H211ZM213 66L211 67V68H213ZM242 66V65H241ZM240 66V67H241ZM6 67V68H5ZM66 67V66H65ZM71 67V66H70ZM93 67V66H92ZM91 67V68H92ZM95 67V66H94ZM123 67H125V65H123ZM123 67H121V68H123ZM127 67H128V65H127ZM161 67H159L158 66V68H161ZM167 67V68H166ZM205 68V66H202V68ZM216 67H218V69H216ZM220 67V68H219ZM230 67H232V65H230ZM237 67H239V66H237ZM239 67V68H240ZM243 67V66H242ZM8 68V69H7ZM45 68V67H44ZM46 68H47V66H46ZM88 68V67H87ZM126 68V67H125ZM125 68H123V70L125 69ZM140 68V67H139ZM142 68V67H141ZM140 68V69H141ZM144 68H146V67H144ZM155 68V67H154ZM161 68V69H162ZM189 68H190V70H192V68L189 66ZM195 68V67H194ZM223 68V69H224ZM244 68V67H243ZM4 69H5V71H4ZM139 69V70H140ZM149 69V68H148ZM151 69V68H150ZM149 69V70H150ZM183 70L184 72L183 73H181V70ZM225 69H224V71H225ZM233 69V68H232ZM235 69V68H234ZM8 70V71H7ZM10 70H11V68H10ZM77 70H79L80 71V69H78V67H77ZM90 70V69H89ZM95 70V69H94ZM122 70V69H121ZM123 70L120 72V75H118L119 77L120 76H122V80H123V78L124 79H126L127 78V80L126 81H128V76H135V74H138V73H136L135 71H134V73L133 74H131V75H128V74H130L129 72H128V74L126 73V72H123ZM136 70H138V69H136ZM145 70H147V68L145 69ZM152 70H153V67H152ZM165 70L167 71H169V72H165ZM190 70L188 69V72H187V74L190 72ZM217 70V71H216ZM64 71V70H63ZM78 71V72H79ZM142 71H143V69H142ZM154 71H156L155 69H154ZM192 71H194V70H192ZM191 71V72H192ZM196 71V70H195ZM195 71L193 72V73H195ZM223 71V70H222ZM233 71L234 70H232V73H231V68H229V72L230 73H226V75H225V73L223 74V72L221 73V74H219V76L221 75V76H223V75H225V76H229V74H233V76H234V74H237V75H235V76H238V75H240V74H238V73H233ZM6 72V75L5 74H3V73H5ZM72 72H73V70H72ZM77 72V71H76ZM81 72V71H80ZM119 72V71H118ZM139 72V71H138ZM141 72V71H140ZM146 72V71H145ZM150 72H153V71H150ZM157 72H159V74H160V72L161 71H157ZM161 72V73H162ZM179 72L181 73V74H179ZM197 72L198 71H196V73L195 74H197ZM200 72H201V70H200ZM241 72V71H240ZM242 72H244L243 70H242ZM8 73V74H7ZM65 73V72H64ZM116 73V72H115ZM142 73V72H141ZM141 73H139V75H141ZM143 73H144V71H143ZM149 72H146V74H148ZM153 73H155V72H153ZM192 73V74H193ZM220 73V72H219ZM79 74H81V73H79ZM79 74H78V76H79ZM123 74V75H122ZM124 74H125V77H123L124 76ZM145 74V73H144ZM143 74V75H144ZM145 74V75H146ZM185 74H186V72H185ZM185 74H184V76H185ZM191 74V73H190ZM189 74V75H190ZM201 74H204V73H201ZM206 74H204V75H206ZM223 74V75H222ZM6 77H5V76ZM51 75H53L52 77H51ZM62 75H63V73H62ZM70 76H71V74H69ZM73 75V74H72ZM75 75H76V73H75ZM115 75V74H114ZM126 75H128V76H126ZM138 75V76H139ZM150 75V74H149ZM161 75H163V74H161ZM167 75V76H168ZM203 75V76H204ZM2 76H3V78L5 79L6 78V80L8 79V80H12V82H13V80L14 79H12V78H15V80H14V83L12 84V82L8 85L7 83H9V81L7 82L6 80L4 81V79L2 78ZM20 76V77H19ZM46 76V77H45ZM77 76V75H76ZM113 76V75H112ZM117 76V75H116ZM116 76H115V79H114V77H113V80L114 81H116ZM117 76V82L119 81H121V80H119V77ZM182 77L181 76V78H180V76L177 78L178 79V81H179V79L180 80H182L183 81V79L184 78H190V82L193 84V82L192 81H195L192 77H194L195 75H192V76H189V77ZM188 76V75H187ZM199 76H201V75H199ZM198 76V77H199ZM220 76V77H221ZM231 76V75H230ZM22 77V78H21ZM26 77V76H25ZM43 77V78H42ZM49 77H51V78H49ZM75 77V76H74ZM71 78L72 80H74L75 78ZM110 77V76H109ZM148 77V76H147ZM202 77V76H201ZM24 78V79H23ZM54 78V79H53ZM130 78V77H129ZM146 78V77H145ZM150 78V77H149ZM173 78V77H172ZM203 79H205L204 77H202ZM217 78V77H216ZM219 78V77H218ZM46 79V81H48V82H50L49 84H51L52 82V86L50 85L48 88H47V91L45 92L44 91V93L42 94L41 93V91H38V89H42L41 87H43V86H45L46 85V81L44 82V80ZM49 79H51V80H49ZM61 79V80H60ZM65 79V80H64ZM138 79H140V78H138ZM168 79V78H167ZM199 79H200V77H199ZM203 79H202V83H203ZM60 80V81H59ZM110 80V79H109ZM148 80V79H147ZM185 80V79H184ZM192 80V81H191ZM4 82V84H3V82ZM105 81H106V79H105ZM108 81V80H107ZM111 81V80H110ZM126 81H122L121 83L122 84H124ZM131 81V80H130ZM134 81V80H133ZM132 81V82H133ZM137 81V80H136ZM143 81V80H142ZM156 81V80H155ZM162 81V80H161ZM165 81V80H164ZM182 81H179L180 83L179 84H182L183 85V90L184 89H186V88H184L185 86H186V81L184 82H182ZM197 81V80H196ZM195 81V82H196ZM15 82H16V84H15ZM25 82H27V85H26V83ZM41 82V84H39ZM42 82H44V84H42ZM61 82V83H60ZM70 83H72L71 81H69ZM104 82V81H103ZM102 82V83H103ZM116 82V83H117ZM118 82V83H119ZM153 82V81H152ZM165 82H167V80L165 81ZM173 82V81H172ZM195 82H194V85L196 86V84H195ZM200 82V81H199ZM198 82V83H199ZM205 82V81H204ZM64 84L66 83V82H63ZM119 84V86H120V88H122V84ZM146 83V82H145ZM183 83H185V84H183ZM189 83V82H188ZM187 83V84H188ZM191 83H189V85L191 84ZM197 83V82H196ZM197 83V84H198ZM201 83V82H200ZM200 83H199V85H200ZM18 84V85H17ZM25 84V85H24ZM150 84V83H149ZM174 84H175V81H174ZM177 85H179L178 83H176ZM30 85V86H29ZM42 85V86H41ZM98 85V84H97ZM96 85V86H97ZM105 85V84H104ZM122 85V86H121ZM146 85V84H145ZM172 85V84H171ZM181 85V86H182ZM188 85V86H189ZM198 85V86H199ZM36 86V87H35ZM41 86V87H40ZM115 86H116V88L118 87V84L116 85L115 84ZM173 86V85H172ZM180 86V88H182ZM191 86V85H190ZM189 86V88L192 90L193 88L192 87H190ZM202 86H203V84H202ZM201 85L199 86V87H201V88H199V87H197L198 89H201L202 90V87ZM47 87V86H46ZM106 87V86H105ZM174 87V86H173ZM176 87H179V86H176ZM187 87V86H186ZM264 87V86H263ZM44 89H46L45 87H43ZM54 88V90L52 91V89ZM80 88V87H79ZM78 88V89H79ZM99 88V87H98ZM119 88V87H118ZM188 88V87H187ZM189 88H188V90H189ZM196 88V87H195ZM194 88V89H195ZM205 88V87H204ZM37 89V90H36ZM173 89V88H172ZM193 89V90H194ZM198 89H195L194 90V94H193V90L192 91H189V92H192V94H190L188 91H187V89H186V91L184 90V93H188V94H183V95H185V96H190L191 97V99H192V102L194 103V101H193V99L194 100H196V98L198 97V101H199V98H201V97H199L200 95L199 94H197L198 93V91L196 92V90H198ZM257 89V88H256ZM82 90V89H81ZM97 90V89H96ZM95 90V91H96ZM99 90H100V88H99ZM107 90V89H106ZM169 90V89H168ZM179 90H180V92H183V91H181L182 89H179L178 88V92H179ZM251 90H254V89H251ZM250 90V91H251ZM264 90V89H263ZM48 91V92H49ZM108 91V90H107ZM130 91V90H129ZM42 92H43V90H42ZM62 92V93H61ZM72 92V93H71ZM77 92V91H76ZM84 92V91H83ZM100 92V91H99ZM105 92V91H104ZM115 92H116V90H115ZM173 92V91H172ZM174 92H176V90L174 91ZM173 92V93H174ZM42 94V97H41V94ZM79 93V92H78ZM109 93V92H108ZM111 93V92H110ZM121 93H123L122 91L120 92V94ZM168 93H169V91H168ZM102 94V93H101ZM105 94H107V93H105ZM182 94V93H181ZM181 94L178 96V94H176L178 97H181ZM197 94V96H195V98H194V95H196ZM44 95V96H43ZM109 95V94H108ZM183 95H182V97H183ZM193 97H192V96ZM105 96V95H104ZM104 96L102 95V98H104ZM135 96V95H134ZM141 96H143V95H141ZM140 96V97H141ZM188 96H187V98H188ZM58 97V96H57ZM56 97V98H57ZM64 97H62L61 99H64ZM72 97V96H71ZM76 97V96H75ZM107 97V96H106ZM175 97V96H174ZM173 97V98H174ZM181 97V98H182ZM53 98H54V96H53ZM60 98H58L59 100H60ZM77 98V97H76ZM114 98V97H113ZM143 98V97H142ZM145 98V97H144ZM184 98V100H187V99H185V97H183ZM183 98H182V101H183ZM47 99V100H46ZM58 99H55V100H58ZM179 99V98H178ZM177 99V100H178ZM190 99V98H189ZM188 99V100H189ZM58 100V101H59ZM106 100V99H105ZM176 100V101H177ZM103 101V100H102ZM140 101V100H139ZM143 101V100H142ZM67 102V101H66ZM104 102V101H103ZM143 102H145V101H143ZM179 102V101H178ZM177 102V104H179ZM184 102V101H183ZM190 102V101H189ZM192 102H190V104L192 103ZM100 103V102H99ZM106 103V102H105ZM104 103V104H105ZM109 103V102H108ZM192 103V104H193ZM51 104V105H50ZM79 104V103H78ZM142 104V103H141ZM143 104H145V103H143ZM183 104V103H182ZM81 105V104H80ZM79 105V106H80ZM84 105V104H83ZM82 105V106H83ZM185 105V104H184ZM193 105H195V104H193ZM50 106H53V108L54 107H56V108H52V107H50ZM63 107L62 109H61V107ZM77 106V105H76ZM78 106V107H79ZM100 106H102V105H100ZM141 106V105H140ZM59 107V108H58ZM74 107V106H73ZM78 107H76V108H78ZM65 108V109H64ZM76 108H74V109H76ZM81 108V107H80ZM79 108V109H80ZM58 109H61L60 111L58 110ZM96 109H98V107L96 108ZM100 109V108H99ZM98 109V110H99ZM49 110H50V112H49ZM108 110V109H107ZM52 111H54V112H52ZM57 111V112H56ZM76 111V110H75ZM81 111H82V109H81ZM84 111V110H83ZM58 112H60V114L58 113ZM77 113H81L80 111L78 112V111H76ZM52 113H54V114H52ZM56 113V114H55ZM59 115H61V117L64 119V120H62V118L60 119V116H58V114ZM70 113V112H69ZM72 113V112H71ZM104 113V112H103ZM63 114V113H62ZM76 114V113H75ZM215 115H217L216 113H214ZM214 114L212 115V120L214 119L213 118V116H214ZM225 114V113H224ZM51 115V116H50ZM58 117H57V116ZM70 115V114H69ZM219 115V114H218ZM217 115V116H218ZM72 117V116H71ZM52 118V119H51ZM54 118V119H53ZM56 118V119H55ZM62 120V121H59V122H61L59 125H60V127L59 126H56V125H58V121L56 122V120ZM74 118H75V116H74ZM74 118H72V119H74ZM78 117H77V115H76V119H77ZM83 118V117H82ZM219 118V117H218ZM72 120L71 118H68V119H66L67 121H70V120ZM80 119H81V117H80ZM80 119H79V121H80ZM217 119V118H216ZM223 119V118H222ZM211 120V121H212ZM55 121V122H54ZM75 121V119L73 120V122ZM200 121V120H199ZM214 121V120H213ZM216 121V120H215ZM73 122H69V123H71L70 125H71V128H72V125H73V128L76 126V125H78V119L75 121V123H73ZM81 122H82V120H81ZM85 122V121H84ZM73 123V124H72ZM52 124H54L55 125V128H54V126L52 125ZM82 124H83V122H82ZM81 123H80V125H82ZM75 125V126H74ZM67 126H68V124H67ZM67 126H64V128L66 127V128H68ZM83 126H85V125H83ZM87 126V125H86ZM58 128V130H56L57 128ZM77 127H79V125L77 126ZM76 127V128H77ZM61 129V131H59L60 129ZM66 128H65V130H66ZM72 128V129H73ZM85 128V127H84ZM52 129H53V131H52ZM55 129V130H54ZM71 129V130H72ZM75 129V128H74ZM154 129V128H153ZM156 129V128H155ZM65 130H64V132H65ZM77 130V129H76ZM55 131V133H53ZM79 132V134L81 135V134H83L82 133V131H80V130H78ZM72 132V131H71ZM74 132V131H73ZM77 131H75V134L74 133H71V135H75L76 136V134L78 135V133H76ZM60 133V134H59ZM54 134V135H53ZM59 134V135H58ZM85 134V133H84ZM97 134H100V133H97ZM96 134V135H97ZM71 135L69 136L70 138H71ZM74 135L72 136V138L74 137ZM85 135H88V134H85ZM58 136V137H57ZM60 136V137H59ZM90 136H92V135H90ZM99 136V135H98ZM98 136H97V138H94V139H98ZM68 137V138H69ZM77 137V136H76ZM78 137H79V135H78ZM78 137H77V139H78ZM87 137V136H86ZM95 137V136H94ZM103 137V136H102ZM102 137H101V134H100V138L102 139ZM82 138H83V136H82ZM91 138V137H90ZM92 138H93V136H92ZM65 139V138H64ZM74 139H76V138H74ZM74 139H73V141H74ZM84 141H83V143H82V146L85 144V138L83 139ZM100 140V139H99ZM62 141H63V143L65 142L66 143V145H68V146H66V148H65V146H64V144H62ZM95 142H96V140H94ZM71 143H72V141H71ZM74 143H78V142H75L74 141ZM98 143V142H97ZM99 144V143H98ZM86 145V144H85ZM77 146H80L79 145V143L78 144H76V147ZM73 146H71V148H72ZM74 147H75V144H74ZM81 147V146H80ZM87 146H85L84 148H86ZM76 150H77V148H75ZM79 149V148H78ZM32 152V153H30L29 155L28 154H26V153H24V152ZM49 152L50 151V154H49V156L51 157V155L54 153V155L57 157L59 154H60V156H58L57 157V159L58 160H55V158H46V157H49L48 156V154L46 155V152ZM78 151V150H77ZM82 151V150H81ZM80 149H79V151L76 153L77 155L79 154L80 156H81V154H80ZM45 152V153H44ZM74 152V151H73ZM76 152V151H75ZM83 152V151H82ZM191 152V151H190ZM189 152V153H190ZM40 153H41V155H43L44 156V158L43 159H41V157H43V156H41L40 155ZM42 153H44V154H42ZM65 153H67V151L65 152ZM192 153V152H191ZM22 154H23V156H22ZM25 154V155H24ZM58 154V155H57ZM22 157H21V156ZM46 155V156H45ZM54 155H52V156H54ZM77 155H76V157H77ZM79 155H78V157H79ZM41 156V157H40ZM189 156H191V154H189ZM26 157V156H25ZM22 158V159H21ZM46 158V159H45ZM63 158H64V154H63ZM45 159V160H44ZM49 159V160H48ZM50 159H52L51 161H50ZM54 159V160H53ZM59 159H61L60 161H59ZM43 160V161H42ZM47 160V161H46ZM68 160L69 159H67V162H68ZM57 161H59L58 162V164L59 165H57ZM48 162V163H47ZM56 163L55 165L53 164V163ZM50 164H51V166H52V164H53V167H55L56 165V167H55V169L54 168H52L51 169V167H50ZM69 164V163H68ZM28 165V164H27ZM47 165H49V166H47ZM66 165V164H65ZM64 165V166H65ZM130 165V164H129ZM133 165V164H132ZM29 166V165H28ZM31 166V165H30ZM33 166V165H32ZM67 166V165H66ZM115 166V165H114ZM126 166H128V165H126ZM125 166V167H126ZM137 166V165H136ZM131 167V166H130ZM132 167H134V166H132ZM138 167V166H137ZM136 167V168H137ZM142 167V166H141ZM141 167H140V169H141ZM33 168H36L35 166L34 167H31V170L33 169ZM76 168H78V167H76ZM75 168V169H76ZM122 168V167H121ZM126 168H128V167H126ZM37 169V168H36ZM39 169H41V168H39ZM68 169V168H67ZM66 169V170H67ZM74 169V170H75ZM116 168L114 167V170H115ZM135 169V168H134ZM33 170H35V169H33ZM38 170V169H37ZM42 170V169H41ZM44 170H42V172L44 171ZM61 171H62V169H60ZM95 170V169H94ZM93 170V171H94ZM97 170V169H96ZM95 170V171H96ZM110 170H112L113 172H114V170L113 169H110ZM128 170V169H127ZM129 170H132V168L131 169H129ZM39 171V170H38ZM35 172V171H34ZM41 172V173H42ZM46 171H44V173H45ZM65 172V171H64ZM77 172V171H76ZM115 172H116V170H115ZM40 173V174H41ZM52 173H51V175H52ZM35 174H37V176L39 175L37 172L35 173ZM63 174L64 173H61V174H57V173H55V175L58 177L59 175L61 176H63ZM79 174H80V172H79ZM43 175V174H42ZM53 175H52V178H53ZM55 175H54V177H55ZM65 175V174H64ZM46 176H48V175H46ZM66 176V175H65ZM102 177H103V175H101ZM51 177V176H50ZM57 177H56V179H57ZM75 177V176H74ZM77 177H79V176H77ZM76 177V181H77V178ZM37 178H39V179H37ZM61 178H63V177H61ZM49 179H51V178H49ZM106 178H104L103 180H105ZM37 180V181H36ZM74 180V181H75ZM95 180V179H94ZM97 180H102V179H97ZM96 180V181H97ZM101 181V183H103L104 181ZM51 181V180H50ZM73 181V182H74ZM75 181V182H76ZM52 183H53V181H51ZM42 183V184H41ZM48 183V182H47ZM51 183V184H52ZM79 183H80V181H79ZM85 183H86V181H85ZM94 183H97V182H94ZM98 183H100L99 181H98ZM59 184V183H58ZM80 185H81V183H80ZM55 185H53V187H54ZM61 187V186H60ZM46 189V188H45ZM53 190H57L56 188H54V189H52V191ZM60 190V189H59ZM61 191V190H60ZM60 191H59V193H60ZM50 193H53V192H50ZM58 193V194H59ZM61 193H62V191H61ZM54 195H55V193H54ZM63 195H64V191H63ZM42 196H44L43 197V199H42ZM55 197V196H54ZM57 197H58V195H57ZM64 197V196H63ZM68 197V196H67ZM71 197V196H70ZM74 197V196H73ZM61 198V197H60ZM65 198V197H64ZM48 199V198H47ZM169 199V198H168ZM167 199V200H168ZM42 200H43V202H42ZM49 200H51V198L49 199ZM53 200H55V199H53ZM57 200V199H56ZM60 201H62V199L60 200ZM64 201V200H63ZM62 201V202H63ZM68 201L69 200H67L66 202L68 203ZM42 202V203H41ZM71 202H73V201H71ZM50 203V202H49ZM168 203V202H167ZM82 204V203H81ZM169 204V203H168ZM172 204H173V202H172ZM49 205V204H48ZM51 205V204H50ZM62 205H64L65 206V204L63 203ZM77 204H75L74 206L75 207H73L72 206V208L75 210V208L76 209H78V210H76V213L80 210V208H82V206H80V208H79V205L78 206H76ZM61 207V206H60ZM63 207V206H62ZM78 207V208H77ZM67 208L68 207H66V211H71V210H73L72 208L70 209V210H67ZM61 210V209H60ZM59 210V211H60ZM73 210V212L71 211V212H69V215H71L70 217H73L72 215H74L75 216V211ZM65 211V212H66ZM81 211H83V210H81ZM58 212V211H57ZM64 212V213H65ZM58 213H61V212H58ZM71 213V214H70ZM73 213V214H72ZM75 213V214H74ZM62 214V213H61ZM67 214H68V212H67ZM78 214V213H77ZM77 214H76V216H77ZM52 216V217H58L57 219H55V218H50L49 216ZM91 215V214H90ZM78 216H80V215H78ZM77 216V217H78ZM84 216H86L84 219H85V222H86V219H87V217L89 216L88 214L86 215L85 213H84ZM68 218H67V220H68V222H70L71 224H72V222L71 221H73V220H75L74 219V217L73 218H71L70 219V217L69 216H67ZM65 218V220H66V215L63 217V219ZM80 219V218H79ZM78 219V220H79ZM90 220H91V222H93V219H91V218H89ZM89 219H87V221L89 220ZM71 220V221H70ZM77 220V219H76ZM60 221L62 222V223H60ZM80 221V220H79ZM79 221H78V223H79ZM82 222H83V224H84V227L85 226H87L88 224H89V226H93L92 224L93 223H90V221H88L89 223H87L86 225H85V223H84V220H83V218H82V220H81ZM65 222V223H64ZM76 222V221H75ZM81 222V223H82ZM32 223H34V224H32ZM77 223V222H76ZM75 223V224H76ZM77 223V225H80V223L78 224ZM36 224H37V226H38V228H37V226H36ZM39 224V225H38ZM75 224H74V228L77 226H75ZM30 225H32L31 227H30ZM33 225H34V227H33ZM65 225H66V228H65ZM73 225V224H72ZM72 225H71V228H72ZM68 226V227H69ZM80 226H82V225H80ZM79 226V227H80ZM35 227L37 228V229H35ZM83 227V226H82ZM76 228H78V226L76 227ZM87 228H89V227H87ZM86 227L85 228H83V229H87ZM34 229V230H33ZM83 229H82V231H83ZM64 230L66 231V232H64ZM70 231H71V229H69ZM73 230V229H72ZM88 230V229H87ZM69 231V232H70ZM74 231H75V229H74ZM74 231H71V232H74ZM77 232L78 231H81V229H77L76 230ZM79 232L80 233V235H78V236H75L74 234H76V233H72L73 234V237L75 236V238H77L76 239V241H75V243L77 242L78 243V237H86V236H82V234L84 235V233H86V232ZM66 233V234H65ZM78 233V234H79ZM70 235H71V233H70ZM77 235V234H76ZM72 236V235H71ZM67 237V236H66ZM63 238L65 239V240H63ZM75 238H74V240H75ZM41 239V241L43 240V239H45V240H43V242L42 243H44V241H45V243H46V240L47 241H49V240H51L52 242L53 241H55V242H53L52 244H55V246L53 245L52 247H55V248H51V246L48 248L49 250H51V251H49L48 250V252H42L43 251V247L45 246L44 244V246L42 245V247H41V249H38L39 248V245H40V243L39 244H37V242L39 241ZM53 239V240H52ZM139 240V239H138ZM40 241V242H41ZM80 241H82V239H80ZM36 242V243H35ZM34 243H35V245H36V247H35V245H34ZM66 243H67V245H66ZM82 243V242H81ZM63 244H64V246H63ZM82 244H84V243H82ZM67 247H66V246ZM75 245V244H74ZM78 245H80V244H77V246ZM59 246V247H58ZM86 246V245H85ZM61 247V248H60ZM63 247H65V248H63ZM72 247V246H71ZM74 247V246H73ZM36 248V249H35ZM51 248V249H50ZM63 248V249H62ZM84 248V247H83ZM54 249H56V252H54L55 250ZM58 249V250H57ZM61 250V252H60V250ZM65 250H67V249H65ZM71 250H72V248H71ZM81 250H83V249H81ZM53 251V252H52ZM74 251V250H73ZM72 251V252H73ZM50 252V253H49ZM70 252V250H68L66 253V255H68V253ZM52 253V254H51ZM53 253H54V255H53ZM51 254V255H50ZM72 254V253H71ZM69 256V255H68ZM53 259H52V258ZM57 258H59V257H57ZM65 259H66V256L64 257ZM51 259V260H50ZM55 259H56V256H55ZM60 259V258H59ZM62 259V258H61ZM69 259V258H68ZM48 261V262H47ZM62 261V260H61ZM49 262V263H50ZM63 262V261H62ZM66 262V261H65ZM64 262V263H65ZM83 262V261H82ZM53 263V262H52ZM57 262H55V264H56ZM69 263V262H68ZM70 264V263H69Z\"/></svg>",
	"mask_w": 264,
	"mask_h": 264
}]
</instances>
